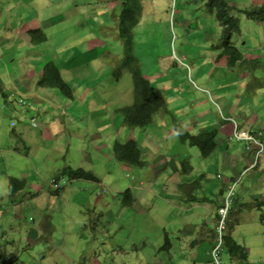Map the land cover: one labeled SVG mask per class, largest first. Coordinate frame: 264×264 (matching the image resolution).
Instances as JSON below:
<instances>
[{"label":"rangeland","instance_id":"rangeland-1","mask_svg":"<svg viewBox=\"0 0 264 264\" xmlns=\"http://www.w3.org/2000/svg\"><path fill=\"white\" fill-rule=\"evenodd\" d=\"M122 1L46 0L47 18L35 19L41 2L0 0V252L14 264H202L217 241L215 214L228 196L222 235L232 225L246 263L264 264V203L258 204L264 202V154L254 164L255 150L232 135L264 134V88L255 83L264 79V21L238 12L264 0H228L240 21L232 41L247 58L234 66L215 47L222 29L207 0H139L133 53L166 100L144 128L127 127L117 111L132 101L129 71L121 69L119 80L112 75L124 49ZM37 28L47 42L25 45L22 39ZM49 62L71 98L37 85ZM206 129L229 142L236 160L243 152L251 159L225 166L219 149L202 158L180 139ZM129 132L141 167L113 158L110 144L125 142ZM181 162L191 167L185 175ZM228 164L237 165V174ZM67 167L99 181H70ZM9 178L25 183L13 196ZM230 179L237 180L234 189ZM126 189L129 206L122 203ZM165 236L168 251L161 249ZM221 262L243 264L225 248Z\"/></svg>","mask_w":264,"mask_h":264},{"label":"trees","instance_id":"trees-1","mask_svg":"<svg viewBox=\"0 0 264 264\" xmlns=\"http://www.w3.org/2000/svg\"><path fill=\"white\" fill-rule=\"evenodd\" d=\"M207 12L214 13L215 19L220 24L222 29V35L218 41V46H215L221 50V55L226 56V61L229 66H234L236 63L247 62V58L242 55L241 48L233 43L232 35L239 32L240 21L239 18L231 15V11L235 9L229 4L228 0H207L205 4ZM238 10V9H237ZM140 12L139 0H123L122 9L118 18V32L119 37L124 45L123 56L119 66V69L112 72L115 80H119L122 69L123 71H129V75L132 81V101L122 107H119L117 111L121 114L122 122L124 125L130 128L139 127L144 128L152 122V118L156 112L165 108L166 100L162 94V91L153 87L149 80L144 77L141 72V68L138 64V60L133 53L132 44V29L136 23L137 15ZM244 14L248 20H254L257 22L264 21V3L257 7H251L248 10H238ZM30 43L40 44L46 41V35L40 28L31 29L28 31ZM220 56V54H219ZM253 61V60H249ZM256 61V60H255ZM255 83L259 88H264V79L256 80ZM39 87H49L58 89L67 98L72 97L70 86H68L62 79L59 69L52 63H46L42 67V71L37 80ZM119 119V118H118ZM181 141L195 146L202 158L208 157L217 146L216 131L204 130L197 132L195 135L183 133L180 135ZM264 141V139H263ZM113 158L124 165L141 167L143 161L141 160V151L132 139L126 140L123 143L113 142L111 145ZM181 174H187L191 167L186 166L185 162H181ZM63 174L68 180H90L97 181V179L89 172H85L82 169H70L65 168ZM25 186L24 181L17 178L8 179L9 195L13 196L14 193L22 190ZM124 199L122 201L124 206H129L133 197L129 189L121 192ZM191 202L197 201L196 197L191 196L189 198ZM259 202L258 204H263ZM264 223V222H263ZM191 226H194L192 224ZM190 227V226H189ZM191 228V227H190ZM233 228L229 225L227 233L224 235L223 248L226 249L229 257L235 258L243 264L247 262L246 248L237 243L231 236L229 230ZM182 239V237H181ZM184 243V241L182 240ZM192 244L195 241H191ZM169 237L165 236V241L161 249L169 250L171 247ZM15 259L11 262L6 261V254L0 252V264H14Z\"/></svg>","mask_w":264,"mask_h":264},{"label":"built area","instance_id":"built-area-1","mask_svg":"<svg viewBox=\"0 0 264 264\" xmlns=\"http://www.w3.org/2000/svg\"><path fill=\"white\" fill-rule=\"evenodd\" d=\"M176 61H180L178 57H175ZM240 136H236L232 134L236 140L243 141L247 149H254L255 150V161L259 160L260 156L264 153V144L261 139V130H240ZM261 133V134H260ZM254 134L257 137H254ZM254 154V153H253ZM254 159V155H253ZM228 202V196L225 199L224 206L219 209V222L216 228V240L214 246L209 251V261L205 264H220V251L219 246L222 240V230L224 228V219L226 214V204Z\"/></svg>","mask_w":264,"mask_h":264},{"label":"crops","instance_id":"crops-1","mask_svg":"<svg viewBox=\"0 0 264 264\" xmlns=\"http://www.w3.org/2000/svg\"><path fill=\"white\" fill-rule=\"evenodd\" d=\"M32 3H37L36 1H39V2H41V3H39V6H38V11H40V12H37V11H35V19H37V18H41V19H43V14H46L45 12H48V8H49V6H48V4L45 2L46 0H30ZM43 13V14H42ZM39 14H41V15H39ZM47 15V14H46ZM45 18H47V16H44ZM34 19V20H35ZM33 20V21H34ZM26 39V40H25ZM47 37H46V41H44L43 43H46L47 42ZM22 41H23V43L25 44V45H34V44H32V43H30V40H29V37H25V38H23L22 39ZM75 42H70L69 43V45H72V44H74ZM41 69V68H40ZM35 73H36V71H35ZM39 72L37 71V73H36V75L38 74ZM259 96V95H258ZM257 96V97H258ZM264 96H262L261 98H263ZM247 101L249 102V100L247 99ZM246 101V102H247ZM258 108H261V107H259L258 106ZM49 119V118H48ZM255 119H257V118H255ZM254 124V123H253ZM252 123H249V124H247V125H249V126H251V125H253ZM261 124V123H260ZM207 126H209V125H207ZM44 130H47V128L44 126V128L43 129H41V132L42 131H44ZM129 135H130V132H129V134H128V136L126 137V139L125 140H127V139H129ZM263 138H264V134H263ZM217 146H216V148L214 149V151L217 149H219V151H220V153L222 154V158H223V163H224V161H225V166H226V164L227 163H229L230 161H231V163L233 162L234 163V161L236 160V158H234L233 157V155H230L229 153H228V148H229V142L227 141V140H225V139H221V138H218L217 137ZM230 142H232V141H230ZM104 145H106V144H104ZM111 145H112V143L110 144V148H111ZM213 151V152H214ZM248 159H251V157H249V156H247L246 154H244V152H243V158H241V159H237L236 161H238V163L239 164H241L242 163V161H244L245 163H246V161H248ZM247 164H245V166H246ZM229 166V167H228ZM228 166H227V168H229L234 174H237V165H234V166H231V164H228ZM205 170L207 171L208 169L207 168H205ZM176 175V174H175ZM169 178V177H168ZM178 183L179 182H182L180 179H178V181H177ZM225 182H227V180H225ZM224 186V185H223ZM222 189V188H221ZM221 191V190H220ZM167 194H169V193H167ZM170 195V194H169ZM171 196V195H170ZM192 225V224H191ZM191 225H190V227H191ZM191 234H193V232L191 233ZM192 236V235H191ZM193 240V237L191 238V241ZM172 247V246H171ZM189 248H190V251H192V252H194V249H195V247L194 246H192V244H191V246H188ZM194 247V248H193ZM196 251V250H195ZM192 252H190L189 253V256H192ZM182 253H184V251L182 252ZM193 257H194V255H193Z\"/></svg>","mask_w":264,"mask_h":264},{"label":"clouds","instance_id":"clouds-1","mask_svg":"<svg viewBox=\"0 0 264 264\" xmlns=\"http://www.w3.org/2000/svg\"><path fill=\"white\" fill-rule=\"evenodd\" d=\"M262 141H263V136H262ZM263 144H264V141H263ZM264 154V153H263ZM262 154V155H263ZM261 155V156H262ZM260 156V157H261ZM258 161H260V158H259V160ZM253 162V161H252ZM68 168V167H67ZM96 178V177H95ZM97 179V178H96ZM231 181H232V183L230 184V185H232V187H233V189H234V186H235V183L237 182V180L236 179H230ZM97 181H99L98 179H97ZM97 181H93V182H97ZM230 185H228L229 186V188H230ZM53 187H54V189H58V187H59V185L58 184H54L53 185ZM233 191V190H232ZM196 203H198V202H196ZM221 207H218V209H217V212H216V214L215 215H217V218L219 219V217H220V215H219V209H220ZM226 211H227V209H226ZM227 212H226V214H225V219H224V222H225V220H226V216H227ZM224 235H225V233L222 235V240H221V243H220V246H219V251H220V264H222V262H221V254H222V250H223V244H224ZM215 236H216V231H215ZM211 243V246H210V248H212L213 246H214V244H215V241L213 242V241H211L210 242ZM209 253V252H208ZM207 261H204L202 264H205Z\"/></svg>","mask_w":264,"mask_h":264}]
</instances>
